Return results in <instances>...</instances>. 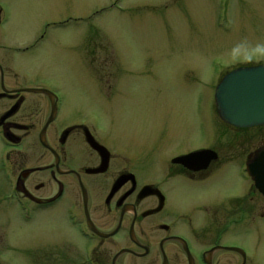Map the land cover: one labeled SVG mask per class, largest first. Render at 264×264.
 <instances>
[{"label": "flooded vegetation", "instance_id": "flooded-vegetation-1", "mask_svg": "<svg viewBox=\"0 0 264 264\" xmlns=\"http://www.w3.org/2000/svg\"><path fill=\"white\" fill-rule=\"evenodd\" d=\"M11 1L0 0V141L7 162L38 159L6 165L19 170L3 200L24 224L36 216L43 228H57L23 246V263L251 264L247 239L236 241L264 221V195L249 174L264 153L249 147V134L264 126L225 123L215 93L230 72L264 63L224 72L214 87L217 116L169 122L170 132L151 139L152 163L143 166L137 142L127 148L98 122L77 121L58 88L20 83L14 62L35 55L63 23H48L19 47L22 39L8 33L17 18ZM187 157L195 158L179 162Z\"/></svg>", "mask_w": 264, "mask_h": 264}, {"label": "rangeland", "instance_id": "rangeland-1", "mask_svg": "<svg viewBox=\"0 0 264 264\" xmlns=\"http://www.w3.org/2000/svg\"><path fill=\"white\" fill-rule=\"evenodd\" d=\"M9 4L17 18L8 33L22 39L19 47L48 23H63L35 55L14 62L20 83L58 88L77 121L98 122L97 127L126 141L127 148L137 142L143 166L152 163L151 139L170 132L169 122L186 118L192 124L215 115V81L224 72L264 63V0ZM249 136L251 149L264 146V128ZM8 152L0 141V264H24L23 246L49 238L57 228H43L36 216L24 224L17 206L3 200L19 170L6 165L32 167L38 159L15 155L7 162ZM237 239L239 246L247 239L251 264H264V221L254 220L250 235Z\"/></svg>", "mask_w": 264, "mask_h": 264}, {"label": "water", "instance_id": "water-1", "mask_svg": "<svg viewBox=\"0 0 264 264\" xmlns=\"http://www.w3.org/2000/svg\"><path fill=\"white\" fill-rule=\"evenodd\" d=\"M216 103L221 119L233 127L264 126V65L228 74L216 90ZM192 158L195 157L182 158L179 162ZM249 174L264 195V153L249 167Z\"/></svg>", "mask_w": 264, "mask_h": 264}]
</instances>
